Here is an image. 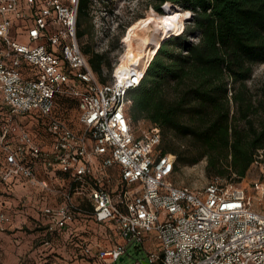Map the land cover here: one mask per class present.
Returning a JSON list of instances; mask_svg holds the SVG:
<instances>
[{
	"label": "built area",
	"instance_id": "1",
	"mask_svg": "<svg viewBox=\"0 0 264 264\" xmlns=\"http://www.w3.org/2000/svg\"><path fill=\"white\" fill-rule=\"evenodd\" d=\"M104 2L90 6L107 51ZM79 7L80 0H0V183L50 191L55 198L42 215L52 234L91 219L122 239L109 248L84 241L91 264L124 260L131 245L147 253L134 264H264V179L179 185L176 155L162 152L160 127L138 135L129 113L130 92L145 76L136 60L122 62L130 25L116 21L118 54L97 73L78 35ZM20 34L28 43L16 40ZM67 100L77 102L78 127L57 115ZM29 113L45 119V139L19 120ZM7 221L0 212V228Z\"/></svg>",
	"mask_w": 264,
	"mask_h": 264
},
{
	"label": "trees",
	"instance_id": "2",
	"mask_svg": "<svg viewBox=\"0 0 264 264\" xmlns=\"http://www.w3.org/2000/svg\"><path fill=\"white\" fill-rule=\"evenodd\" d=\"M148 1L146 17L163 24V32L141 85L130 92L132 120L146 119L159 126L162 142L170 137L181 142L179 148L161 147L163 153L176 155L174 171L207 157L209 175L240 182L255 161L264 163V87L254 91L248 85L254 65L264 63V0ZM90 3L80 0L81 40L88 34L84 23ZM177 15L178 26L167 23ZM82 49L100 73L104 55L89 44L82 43ZM60 107L57 115L67 121L69 109ZM31 118L33 131L23 125L32 135L42 128L40 137L33 136L45 139V119L37 113ZM81 225L61 233L80 247ZM44 230L50 233L46 221Z\"/></svg>",
	"mask_w": 264,
	"mask_h": 264
},
{
	"label": "rangeland",
	"instance_id": "3",
	"mask_svg": "<svg viewBox=\"0 0 264 264\" xmlns=\"http://www.w3.org/2000/svg\"><path fill=\"white\" fill-rule=\"evenodd\" d=\"M91 5V3H90ZM89 5V19L85 20L84 31L88 32L82 38L83 44H89L95 52L103 54L105 62L110 65L114 56L118 54V45L120 37L116 35V21L131 25L139 18L148 16L151 4L148 0H105L103 13V28L106 30V37L109 38V49L103 51L104 45L98 44L96 39V30L92 22L91 6ZM186 14V13H185ZM187 14H189L187 12ZM188 19V18H187ZM185 20V24L187 22ZM18 23H22L18 21ZM168 24L178 26L180 17H170ZM163 25V24H162ZM125 30V28H123ZM122 31L119 35H122ZM16 29L11 31V37L14 39ZM16 40L20 43H28L25 34H20ZM252 90L257 91L264 87V63L255 64L253 67L252 78L248 81ZM60 109L67 111V121L72 126L78 127L77 102L67 100L60 102ZM1 106V105H0ZM71 107V109H70ZM34 113L20 115V121L27 124L33 131L32 118ZM3 114L0 113V122ZM153 125L146 119L134 121V126L138 135ZM42 128H37L33 135L40 137L43 134ZM45 137V136H44ZM47 139V138H46ZM170 144L175 148L181 147V142L171 137L163 140L162 149ZM48 147V145L46 146ZM208 158L202 157L197 163L181 167L175 171L174 178L179 185H186L193 188H202L210 182L217 181L221 183H231L234 181L226 180L220 177H214L208 174ZM264 179V163L255 162L249 169L246 177L239 183L247 186L254 179ZM58 190H66L67 184L63 179H54L51 183ZM55 196L50 191H41L33 187L26 181L21 183L0 184V212L8 218L4 228H0V264H90L87 258L82 255V249L78 241L68 239V235L61 233L47 234L44 230L45 220L42 215L43 208L54 200ZM80 226L83 232L82 236L85 242L102 247H111L113 243L122 241L121 238L107 236L106 226L96 225L91 219L84 220ZM109 233V232H108ZM124 260H118L114 264H134L137 260L144 262L147 253L138 246H127Z\"/></svg>",
	"mask_w": 264,
	"mask_h": 264
},
{
	"label": "bare ground",
	"instance_id": "4",
	"mask_svg": "<svg viewBox=\"0 0 264 264\" xmlns=\"http://www.w3.org/2000/svg\"><path fill=\"white\" fill-rule=\"evenodd\" d=\"M152 27L154 32L150 36ZM162 32L163 25L155 17H142L134 21L125 33L127 49L122 56L123 64L136 60L140 63L141 74H145L150 58L161 45Z\"/></svg>",
	"mask_w": 264,
	"mask_h": 264
},
{
	"label": "water",
	"instance_id": "5",
	"mask_svg": "<svg viewBox=\"0 0 264 264\" xmlns=\"http://www.w3.org/2000/svg\"><path fill=\"white\" fill-rule=\"evenodd\" d=\"M153 32H154V28L152 27V30L150 31V36L152 35Z\"/></svg>",
	"mask_w": 264,
	"mask_h": 264
}]
</instances>
